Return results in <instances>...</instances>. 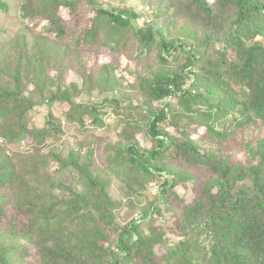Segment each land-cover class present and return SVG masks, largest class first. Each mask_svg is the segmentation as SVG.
<instances>
[{"label":"trees","instance_id":"1","mask_svg":"<svg viewBox=\"0 0 264 264\" xmlns=\"http://www.w3.org/2000/svg\"><path fill=\"white\" fill-rule=\"evenodd\" d=\"M131 1L20 0L28 31L0 45V264H264V0ZM109 114L115 138L56 144Z\"/></svg>","mask_w":264,"mask_h":264},{"label":"rangeland","instance_id":"2","mask_svg":"<svg viewBox=\"0 0 264 264\" xmlns=\"http://www.w3.org/2000/svg\"><path fill=\"white\" fill-rule=\"evenodd\" d=\"M6 1L9 5V11H7V12H4V11L1 12L0 11V29H6L7 32L0 33V45H4L8 40H10L14 36V34L21 33V32L26 33L25 31H28L26 29V25L28 24V20L22 17V11L20 10L21 9L20 0H6ZM103 1H107L111 5H113V4L123 5L120 3V0H103ZM133 2L134 1L132 0L130 3H133ZM60 13L63 16L67 17L66 8H62ZM143 19L144 18H141V21ZM30 27L32 29L35 28V27H32L31 25H30ZM108 53L109 52L107 51L105 54H103V55L101 54L99 56V58L102 61L101 64H106V63H109V62H112L113 60H115L116 64L118 65V68L116 71L118 73V75L121 74V75L125 76V78L127 80L133 81L134 72H132L128 67V63L130 61H128L126 55L125 54H116L112 58V56H110V54H108ZM70 80H72V78L70 76H68L66 78V81H70ZM30 87L33 88V85H31ZM101 87H102V92L104 91L103 92L104 95H107V96H116L117 95V92L115 90H113L112 88H110L108 86H105V84H102ZM100 90H101L100 88H96V89L92 90L90 92V94L94 98H99L100 95H103V94H101ZM85 97H88V95ZM55 106H56V110L54 111V113L61 116L60 119L65 123L66 119H65V115L63 112L68 110L69 106H66V105L62 106L60 104H56ZM48 114L49 113H48L47 107H39L36 114L33 116L32 119L36 120V121H40V124H42L45 117ZM104 120H105V125L102 127L93 126L90 121L87 122L86 127L84 129H81L79 131L77 130V128L75 129L73 127H66L67 135H65L60 140H58L56 142V144L61 145L62 147H64V145L67 147H76L77 142L82 141L83 147H88L89 145H90V147H93V145L91 143H93V144L95 143L94 145H96V146H98L97 143L102 145L103 142L106 140L105 139L106 137L115 138L117 133L121 129L120 122H119V120L116 119V116L114 114L106 115L104 117ZM76 135H79V136H76ZM195 136H197V133L195 134ZM138 137H139L141 142L146 141L144 132L138 133ZM4 143H6V142H4ZM149 143H151V142H149ZM83 150L85 151L86 149L83 148ZM67 151L68 150H66V152ZM98 160H99V158H98ZM207 174L208 173L206 171H204L203 179L205 178V176ZM63 175L64 176L68 175L69 179L76 176L75 174L70 173V171L61 174V176H63ZM118 184L119 183L116 182L113 189H112V193L116 197L122 195V193L120 192V189L118 187ZM152 189L155 190L156 188L154 187ZM180 190H181V193H183L184 190L187 191V193H188L187 199L188 200H191L194 197L195 193L193 190H188V189H185L183 187H180L179 191ZM144 200H142V202ZM124 201H126V200L124 199ZM123 205L118 211V218L121 222L124 223L126 220L132 218L133 213L130 210H128L126 207H124ZM126 215H127V219H126ZM9 240L12 241L11 238H9Z\"/></svg>","mask_w":264,"mask_h":264},{"label":"built area","instance_id":"3","mask_svg":"<svg viewBox=\"0 0 264 264\" xmlns=\"http://www.w3.org/2000/svg\"><path fill=\"white\" fill-rule=\"evenodd\" d=\"M154 191H156V189Z\"/></svg>","mask_w":264,"mask_h":264}]
</instances>
